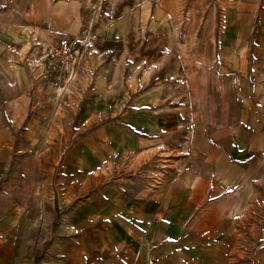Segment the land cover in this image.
Instances as JSON below:
<instances>
[{
    "label": "rangeland",
    "instance_id": "rangeland-1",
    "mask_svg": "<svg viewBox=\"0 0 264 264\" xmlns=\"http://www.w3.org/2000/svg\"><path fill=\"white\" fill-rule=\"evenodd\" d=\"M252 1L0 0L52 226L76 222L78 241L138 264H260L264 163L249 161L264 138L245 78L236 95L216 59L228 15L235 37L246 14L257 24ZM59 2L75 19L51 13Z\"/></svg>",
    "mask_w": 264,
    "mask_h": 264
},
{
    "label": "crops",
    "instance_id": "crops-1",
    "mask_svg": "<svg viewBox=\"0 0 264 264\" xmlns=\"http://www.w3.org/2000/svg\"><path fill=\"white\" fill-rule=\"evenodd\" d=\"M246 8L252 10L250 15L259 10L257 24L250 26L246 14L235 37L228 15L223 28L227 32L216 59L219 74L225 76L226 81L229 79L236 95L237 90L244 94L245 78L246 95L255 114L253 135L264 138V0L252 1ZM249 43L253 50L248 51L252 54L246 80L243 56ZM4 45L6 48L0 50V264H138L123 251L114 252L112 247H97L95 251L90 242L78 241L76 222L70 224L68 233L61 232L67 229L61 224L51 225L56 212L47 206L49 194L45 161L40 159V135L34 138L35 130L31 131L30 124L14 113L15 92L27 93L29 97L27 90L31 86L24 81L23 66L13 61V48ZM39 127L37 125V129ZM263 148L250 151L260 154ZM254 161L263 164L264 158L252 155L249 164ZM63 233L68 236L63 237ZM262 248L260 264H264V246ZM155 261L151 260L150 264H158ZM170 264L175 263L171 260Z\"/></svg>",
    "mask_w": 264,
    "mask_h": 264
},
{
    "label": "bare ground",
    "instance_id": "bare-ground-1",
    "mask_svg": "<svg viewBox=\"0 0 264 264\" xmlns=\"http://www.w3.org/2000/svg\"><path fill=\"white\" fill-rule=\"evenodd\" d=\"M75 7L76 4L74 3H64V2H59L55 7L51 8V13L57 16L58 18H65L67 20H73L75 19L73 14L75 12Z\"/></svg>",
    "mask_w": 264,
    "mask_h": 264
}]
</instances>
